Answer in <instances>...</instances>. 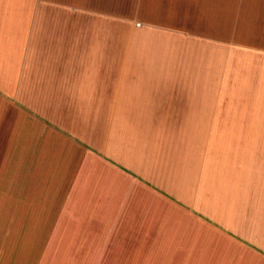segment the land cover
Returning a JSON list of instances; mask_svg holds the SVG:
<instances>
[{"label": "crops", "instance_id": "1", "mask_svg": "<svg viewBox=\"0 0 264 264\" xmlns=\"http://www.w3.org/2000/svg\"><path fill=\"white\" fill-rule=\"evenodd\" d=\"M0 264H264V0H0Z\"/></svg>", "mask_w": 264, "mask_h": 264}, {"label": "rangeland", "instance_id": "2", "mask_svg": "<svg viewBox=\"0 0 264 264\" xmlns=\"http://www.w3.org/2000/svg\"><path fill=\"white\" fill-rule=\"evenodd\" d=\"M102 3L106 2L108 9L115 15H120V0H101ZM101 9V8H100Z\"/></svg>", "mask_w": 264, "mask_h": 264}]
</instances>
